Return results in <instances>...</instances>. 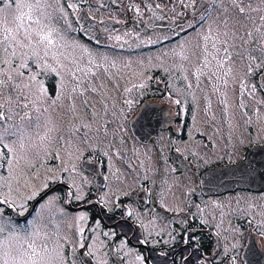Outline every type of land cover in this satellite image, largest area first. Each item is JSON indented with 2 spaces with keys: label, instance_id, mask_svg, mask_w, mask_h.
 Segmentation results:
<instances>
[{
  "label": "rangeland",
  "instance_id": "374dc122",
  "mask_svg": "<svg viewBox=\"0 0 264 264\" xmlns=\"http://www.w3.org/2000/svg\"><path fill=\"white\" fill-rule=\"evenodd\" d=\"M20 2L24 3L27 0H20ZM46 2L50 6L47 8L48 19L45 23L55 30L56 47L51 49L49 56L42 60H28V67L19 69L23 76L12 73L13 81L20 84L23 95L11 84L0 89V104L5 105L6 108H12L16 113L12 123L24 115L22 108L26 102L24 97L27 96L29 101L35 97L37 85L33 84L32 89L23 88L25 83H30L28 79L30 76L35 75L36 81L42 82L47 91V96L42 97L41 102L34 106L29 103L33 119L25 121V127L30 136L25 141V147L21 149L19 144L15 145L19 163H13L12 175L15 177L12 184L13 195L19 197L17 199L19 203L32 191L43 190L41 185L46 180L55 186L59 181L58 178L64 176L66 183L68 182L75 190L73 196L75 206L90 207L92 205V207L82 211L66 209L64 203L67 200V194L63 193L62 188V194H60L59 189L56 188L39 205L29 223H18L17 220L20 218L16 220L3 209L4 217L21 230L25 228L31 230L32 222L38 221L42 233H46L48 239H38L36 242L47 244L50 264H82L78 249L84 247V240H88L90 235H92V242L89 251L84 249L83 257L87 253L89 255L92 253L98 260V264L99 262L100 264H117L115 258L110 255V246L114 242L116 258L125 257L127 264H143L139 251L129 247L126 240L118 237V232L108 228L105 223L114 218V214L110 215L107 212L120 209V214L123 211L120 206H115L116 201L121 205L123 198H126L130 190L138 183L157 178L159 165L155 160L156 146L168 149L165 141L154 148L136 146V140L129 128L137 106L143 99L154 94L149 80L157 73H163L170 78V89L179 95L183 107L189 109L186 138L192 131L197 130L215 140H217L216 135L222 130V127L214 121V109L219 99L222 101L221 107L231 126V138H228H236L235 123L239 120L236 114L238 108L236 81L235 79L232 82L229 81L219 94L218 86L215 84L216 96H213V90L206 81L196 83L187 80L182 86H177L173 78L176 74L172 68L180 70L185 64L183 60L189 61L181 57L180 53H176L171 46L157 50H140L141 53L137 52L135 55L128 56L100 53L83 45L77 39L73 19L67 14L62 0H46ZM233 3L235 6L241 4L247 8L249 14L238 15L232 6ZM18 15L19 11L11 0H0V37L5 25L13 29L17 27L15 17ZM211 18L208 31H199L193 34V38L208 33V41L203 40L205 46L209 43L215 44L220 50L215 53L203 51V47L201 49L200 47L204 44L198 39H193L198 41L194 42L196 52L194 60L228 59V56L230 59H239L237 55L244 50L248 33L255 36L258 49L263 50L264 0H221ZM130 32L132 37L133 33ZM153 36L145 33V41ZM225 48L228 53L221 57ZM53 53H55V59L52 58ZM262 54L259 52V58L264 59V50ZM41 56L43 57L42 51ZM45 63L49 68H44ZM37 64L40 67H37ZM17 67L18 62L12 65L13 69ZM199 69L205 72V66L202 64ZM46 83L53 86L48 89ZM242 86L245 87L244 94H251L255 101L254 97L258 93H255L253 84L242 83ZM244 99L241 100L243 107L249 105V100ZM258 101L260 102L259 96L254 102V107L258 108L256 115L251 114L249 123L257 131L258 136H263L264 110L260 109L263 105ZM34 107L39 109V113L33 111ZM37 116L39 127L36 126ZM166 127L167 123L163 122L161 128ZM12 139L14 138L6 137L5 141L10 142ZM95 151L99 155L101 152L104 153L110 161L107 164L109 183L101 199L108 207V210L104 212L93 205V196L90 197L98 191L95 180L80 166V163H84L87 156ZM7 175L8 169L5 166L0 169V185L4 183ZM16 180L19 182L17 183ZM187 182L184 179L178 181L176 185L173 183L169 185V195L165 199L169 209H185L186 196L183 193L191 186ZM77 196L80 198L77 199ZM53 197L54 204L49 205L48 201ZM30 201H25L27 210L24 215L30 212ZM81 216L85 219L81 220ZM122 217L125 218L124 214H120V218ZM118 227L123 230L120 226ZM20 235H24L23 231ZM13 244L19 247L20 244H24V241L21 239L19 243L14 241ZM24 247L26 248L27 245L24 244Z\"/></svg>",
  "mask_w": 264,
  "mask_h": 264
},
{
  "label": "flooded vegetation",
  "instance_id": "af4514ba",
  "mask_svg": "<svg viewBox=\"0 0 264 264\" xmlns=\"http://www.w3.org/2000/svg\"><path fill=\"white\" fill-rule=\"evenodd\" d=\"M220 1L62 0L67 14L73 19L77 39L95 51L128 56L135 55L140 50H157L171 46L176 53H180L181 57L189 61L182 59L185 64L180 70L172 68L176 74L173 78L177 86H182L187 80L196 83L206 81L213 90V96H216L215 84L218 86L219 94L229 81L232 82L233 79L236 81V103L238 102L236 114L239 119L235 123L236 138H228H231V126L219 99L214 109V121L222 130L216 135L215 140L197 130L192 131L186 138L189 109L183 107L179 95L170 89V78L163 73H157L149 80L154 94L147 97L148 100L143 99L137 106L129 128L136 140V146L154 148L165 141L168 149L156 146L155 160L159 165L157 178L138 183L130 190L128 196L123 198L121 205L116 201L115 206L121 207L123 211L120 214H124L125 218H120V209H116L113 211L116 214L112 211L107 212L110 215L114 214V218L105 223L108 228L115 229L118 237L125 239L129 247L139 251L143 264H264V191L234 190L225 193L220 190L205 191L201 187L204 174L238 165L246 160L252 150L264 147V135L258 136L257 131L249 123L251 114L255 116L258 109L254 107L257 96L260 98L258 103L263 105L260 109L264 110V59L259 58V52L263 55L264 43L263 50L258 49L255 43L257 39L252 34L245 39L244 50L237 55L239 59L194 60L196 55L194 42H202L204 45L200 49L203 47V51L209 53L220 50L215 44L209 43L205 46V42L208 41L205 37L209 36L208 33L193 38V34L199 31H208L209 21ZM68 4H75L76 9L68 8ZM233 4L238 15L249 14L247 8L241 4L236 6ZM241 7L244 8V13L240 12ZM85 25L90 31L85 29ZM82 31H87V34H83ZM130 31L133 33L132 37ZM145 33L154 36L145 41ZM225 54L223 51L221 57ZM201 64L205 66V72L199 69ZM250 64L259 67L250 72ZM242 83L255 85V93H258L254 97L255 101L251 94H244L245 87ZM244 98L249 100V105L243 107L241 100H245ZM146 105L164 108L166 113L164 122L167 123V127L161 128L158 138L142 142L133 135L131 123ZM85 163L99 166V176L103 180L98 178V174L89 172L84 166ZM109 163L108 157L102 152L99 155L97 151L91 152L87 160L80 163L85 173L95 180L98 191L90 197L93 196V205L101 208L103 212L108 210L101 199L109 183L107 172ZM184 179L191 185L183 193L186 196L185 209H169L165 203L169 195V185L171 183L176 185L178 181ZM58 180L55 186L48 181V187L41 189L39 195L31 199L30 212L20 216V219L17 220L6 206L3 209L14 216L18 223L27 224L39 205L56 188L60 194L61 188L63 193L67 194L64 203L66 209L82 211L92 207L75 206L73 202L75 190L68 182L66 183L64 176ZM69 195H72V208L67 205ZM39 199L42 201L33 210ZM129 212L131 216L128 215ZM91 242L92 235L88 240H84V247L78 249L82 264H85V258H90L93 264H98L92 253L91 255L87 253L84 257L82 255L84 249L89 251ZM114 247L115 243L112 242L111 257L115 258L117 264H127L125 257H115L117 253Z\"/></svg>",
  "mask_w": 264,
  "mask_h": 264
},
{
  "label": "snow or ice",
  "instance_id": "6c2138e0",
  "mask_svg": "<svg viewBox=\"0 0 264 264\" xmlns=\"http://www.w3.org/2000/svg\"><path fill=\"white\" fill-rule=\"evenodd\" d=\"M11 2L15 4L19 15L15 17L17 27L13 29L5 25L2 37H0V89L11 84L13 88L20 90L21 95H23L20 84L13 81L12 73L15 72L16 75L23 76L19 69L27 68L28 60L39 61L48 57L50 50L56 47L57 40L54 35L55 30L45 23L48 19L47 8L50 6L46 0H27L24 3H21L20 0H11ZM67 7L73 10L76 9L75 4H68ZM23 9H26V11H23ZM239 10L241 13L245 11L242 7ZM251 35L249 33V36ZM205 39H208V37H205ZM225 53L227 55V48H225ZM52 58L55 59V53H53ZM228 59H230V56H228ZM17 62L18 67L13 69L12 65ZM37 67H40V65L37 64ZM255 67H259V65L250 64L249 71L251 72ZM44 68H49L47 63L44 64ZM51 70L56 71V69ZM28 79L30 83H25L23 88L32 89L33 84L37 85L35 97L31 101L28 100L27 96L24 97L26 101L22 105L24 115L18 121L12 123L11 121H13L16 113L12 108H6L5 105L0 104V169L5 166L8 169V175L4 178V183L0 185V264H50L47 244H37L36 242L38 239H48L47 234L42 233L38 221L34 220L32 222L31 230L28 228L21 230L12 225L3 213V208L6 206L15 212L17 216H23L27 210L25 201L39 195L38 190L32 191L30 195L17 203L19 197L13 195L14 190L12 187L15 180L12 175L13 163H19L15 145L19 144V147L23 149L26 139L30 138L25 127V121L33 119V112L29 110V103L34 106L36 103L41 102L42 97L47 96L46 88L42 82L36 81L35 75L30 76ZM253 89H255V85H253ZM176 103H179V101H176ZM33 111L39 113L38 108L34 107ZM36 119V126L39 127V117L37 116ZM6 137H13L14 139L6 142ZM16 182L19 181L16 180ZM47 187L48 181L46 180L41 188L46 189ZM79 198L77 196V199ZM54 201V197L49 199V205L54 204ZM128 215L131 216V212ZM80 219L83 220L85 217L81 216ZM21 231L24 233L23 236L20 235ZM21 239L27 245L26 248L24 244H20L19 247L14 246L13 242L19 243ZM13 249H15V254H13Z\"/></svg>",
  "mask_w": 264,
  "mask_h": 264
},
{
  "label": "water",
  "instance_id": "95a60500",
  "mask_svg": "<svg viewBox=\"0 0 264 264\" xmlns=\"http://www.w3.org/2000/svg\"><path fill=\"white\" fill-rule=\"evenodd\" d=\"M85 29L90 31V28L85 25ZM87 31H82L87 34ZM149 108V109H145ZM166 119L164 108L144 106L141 112L134 118L131 123V130L133 135L140 141L147 142L151 138H158L161 126ZM89 172L98 174V171L93 165L84 164ZM98 178L99 175H98ZM201 187L211 192L220 190L223 192H230L238 189L264 191V147L252 150L246 160L238 165L227 166L212 172L204 174L201 179ZM103 186V183H101ZM72 195L68 197V207L71 205ZM42 199H39L33 206H36ZM13 212V211H12ZM15 214V212H13ZM16 218H20L15 214ZM85 264H90V259L84 260ZM90 262V263H89Z\"/></svg>",
  "mask_w": 264,
  "mask_h": 264
}]
</instances>
